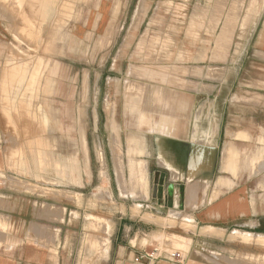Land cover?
<instances>
[{
  "label": "crops",
  "instance_id": "obj_1",
  "mask_svg": "<svg viewBox=\"0 0 264 264\" xmlns=\"http://www.w3.org/2000/svg\"><path fill=\"white\" fill-rule=\"evenodd\" d=\"M61 1L0 0V82L9 51L17 46L20 8L27 18L56 17ZM79 1L82 6L83 0ZM96 12L93 30L101 38L135 33L132 22L139 16L142 24L151 19L143 34L154 28L152 21L172 19L171 33L202 35L201 41L177 49L203 51L198 60L136 62L133 56L138 50L157 49L140 38L128 56L122 88L129 119L122 126V162L128 171L124 169L123 176L132 179L143 168L148 185L143 192L135 191L131 181L125 193L157 197L138 200V214L121 216L112 256L106 260L243 264L238 252L251 250L234 231L264 236V0H98ZM126 43L119 48L131 49ZM118 63V58L112 60L113 65ZM247 65L252 68L249 76L243 72ZM166 66L173 72L167 73ZM114 178L118 180L116 171ZM29 195L13 188L0 191V264H66L60 244H55L57 236L50 234L51 217L43 213L50 204ZM152 198L157 199L150 205ZM171 211L178 214L172 232V242L178 246L174 251L183 260L136 261L145 247L162 250L159 239L171 233L165 230ZM152 235L156 239H146Z\"/></svg>",
  "mask_w": 264,
  "mask_h": 264
},
{
  "label": "rangeland",
  "instance_id": "obj_2",
  "mask_svg": "<svg viewBox=\"0 0 264 264\" xmlns=\"http://www.w3.org/2000/svg\"><path fill=\"white\" fill-rule=\"evenodd\" d=\"M97 5L98 0H83L82 6L79 0H62L56 17L34 15L32 18H27V12L20 8L17 48L13 46L9 51L0 82V191L13 188L28 192L40 203H49L50 206L46 205L49 208L61 212L66 208L60 217L46 206L43 211L46 217H51L50 234L57 236L55 244H60L66 264H109L106 259L112 256L113 235L121 216L132 211L138 214V200L148 196L125 193V185L128 191L131 189V181L136 184L135 191L139 187L137 178L124 179L127 163L126 167L121 163L123 179L119 178L118 160L122 161L124 152L122 126L129 120L123 106V77L133 46L140 38L156 45L155 50L136 51L133 58L143 63L198 60L203 54L202 50L177 49L186 47L183 43L201 41L202 35L171 33L170 26L175 22L172 19L152 21L154 28L143 34L151 19L148 17L142 24L143 18L139 16L132 22L135 33L101 38L93 30ZM143 11L142 7L140 14ZM122 42H127L125 46L131 49H120ZM114 58L119 59L116 66L112 64ZM163 69L173 72L170 66ZM243 72L249 76L252 68L247 65ZM118 148L121 159L116 154ZM115 171L118 180L114 178ZM11 179L35 189L13 183ZM57 189L74 196L62 197L51 191ZM151 197L157 195L149 194L147 199ZM156 199L152 198L149 204H155ZM169 213L170 224L165 230L171 233H165L159 243L162 250L173 252L178 248L172 242L178 214ZM90 215L95 221L89 219ZM107 224L108 232L104 226ZM37 227L41 233L42 228ZM244 233L248 234L234 231L236 238ZM104 236L110 243L106 257L98 243ZM261 237L256 240L239 237L247 242L244 248L251 250L238 252L240 262L264 264ZM146 239L152 241L156 236ZM92 253L97 258L87 256Z\"/></svg>",
  "mask_w": 264,
  "mask_h": 264
},
{
  "label": "bare ground",
  "instance_id": "obj_3",
  "mask_svg": "<svg viewBox=\"0 0 264 264\" xmlns=\"http://www.w3.org/2000/svg\"><path fill=\"white\" fill-rule=\"evenodd\" d=\"M16 35V34H15ZM30 43V42H29ZM30 46V45H29ZM199 145V144H198ZM199 149V148H198ZM202 150V149H201ZM117 152H116V154L117 155H119L120 153H118V152H120V150H119V148L116 150ZM198 152H200L199 150H198ZM202 152V151H201ZM212 153V152H211ZM210 157V156H209ZM118 159H121V156L119 155V158ZM195 159H196V161L198 160L196 157H195ZM201 160V159H200ZM119 162H118V166H119V178L120 179H123L122 178V170H121V163H122V161L121 160H118ZM203 161H205L204 159H203ZM207 161H209V160H207ZM209 163V162H208ZM207 164V163H206ZM203 166V165H202ZM144 167V166H143ZM205 167V166H204ZM132 169H134L133 168V166H132ZM197 170H198V168H197ZM144 171V169L143 170H141L140 172H137L138 174L137 175H135L134 176V180H136V178L138 179V181H137V184H138V188H140V189H142L141 191L143 192L144 190H145V186H146V175H145V172H143ZM190 173V175H189V180L192 178V176H193V172L191 171V172H189ZM11 181L13 182V183H15V182H17V181H15L14 179H11ZM206 182V181H205ZM208 182V181H207ZM18 183V182H17ZM18 184H21V185H25V186H27L29 189H32V187L33 186H30V185H27V184H23V183H21V182H19ZM197 184V183H196ZM198 185V184H197ZM192 186V185H191ZM196 186V185H195ZM202 186H204L205 187V184L204 185H202ZM203 187V188H204ZM207 187V186H206ZM190 188V187H189ZM33 189H35V187H33ZM51 191H53V192H55L56 194H59V195H62V197H64L63 195H67L68 197L70 196V194L67 192V191H65V190H62V189H57V190H51ZM191 191H192V189H191ZM196 191V190H195ZM73 195V193H71V196ZM196 194H194V196H195ZM58 196V195H57ZM70 196V197H71ZM74 196V195H73ZM66 197V196H65ZM97 197H98V195H97ZM99 197H101V196H99ZM195 198H197V197H195ZM195 198L193 197V200H195ZM179 199V198H178ZM177 203V202H176ZM48 207V206H47ZM46 207V208H47ZM45 209V208H44ZM50 212L51 213H53V215H55L56 217H58L59 215H61V213H63L64 212V210H63V212H61L60 210H57V209H54L53 207H51L50 209ZM49 212V211H48ZM171 215H175V214H171ZM1 216V215H0ZM52 216V215H51ZM54 217V216H53ZM60 217V216H59ZM1 218V217H0ZM2 218H3V216H2ZM1 218V219H2ZM88 218V217H87ZM89 219H91V220H93V221H95V218L93 217V216H89ZM97 222V221H96ZM104 226H106L105 227V230H106V232H108V230H109V224H107V225H104ZM35 227V230H36V232L37 231H39V230H41V229H39L38 227H37V225L36 226H34ZM97 226H95V228H96ZM33 228V227H32ZM31 228V229H32ZM98 228V227H97ZM102 228V227H101ZM104 228V227H103ZM103 230V229H102ZM105 232V231H104ZM237 234V233H236ZM96 235V234H95ZM239 235V237L240 238H242V239H245V240H256L258 237H261V236H256V235H253V234H246V233H244V234H238ZM234 236H236V235H234ZM238 237V238H239ZM261 238H264V236H262ZM49 239V238H48ZM259 239V238H258ZM97 240V239H96ZM98 243H99V246L101 245V247H102V249L105 251V253L107 252V250H108V245L110 244L109 243V239L107 238V237H105L104 236V239H100L99 238V240H98ZM185 244V243H184ZM89 245V244H88ZM98 247V246H97ZM101 249V251H103ZM96 250V249H95ZM103 254V253H102ZM96 255V254H95ZM98 255V254H97ZM104 255V254H103ZM96 257V256H95ZM94 257V258H95ZM99 257V256H98ZM93 258V259H94ZM97 258V257H96ZM103 258V257H102ZM95 261H97V259L95 260ZM99 261V260H98Z\"/></svg>",
  "mask_w": 264,
  "mask_h": 264
},
{
  "label": "built area",
  "instance_id": "obj_4",
  "mask_svg": "<svg viewBox=\"0 0 264 264\" xmlns=\"http://www.w3.org/2000/svg\"><path fill=\"white\" fill-rule=\"evenodd\" d=\"M159 258H166L167 260L177 261V262H181L183 260L182 254L180 252L164 251L159 249L158 247H155L152 250H149L147 247L143 248L142 250H140L135 260L136 261H141L145 259L156 260Z\"/></svg>",
  "mask_w": 264,
  "mask_h": 264
}]
</instances>
